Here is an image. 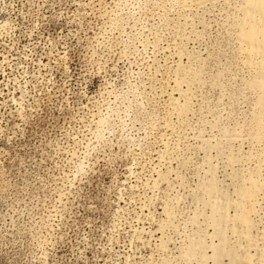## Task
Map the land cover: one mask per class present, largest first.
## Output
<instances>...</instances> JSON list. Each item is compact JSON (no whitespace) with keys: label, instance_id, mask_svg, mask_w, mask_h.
<instances>
[{"label":"rangeland","instance_id":"1","mask_svg":"<svg viewBox=\"0 0 264 264\" xmlns=\"http://www.w3.org/2000/svg\"><path fill=\"white\" fill-rule=\"evenodd\" d=\"M247 9L0 0V264H264Z\"/></svg>","mask_w":264,"mask_h":264},{"label":"bare ground","instance_id":"2","mask_svg":"<svg viewBox=\"0 0 264 264\" xmlns=\"http://www.w3.org/2000/svg\"><path fill=\"white\" fill-rule=\"evenodd\" d=\"M248 9L247 14L254 18L255 20L252 22L247 23V28L244 29V31L240 35L241 42L245 45L246 50L248 51L249 55L257 56L259 57V61L257 64L258 69V75L256 79V85L263 91V95L261 98V104H262V122L264 121V0H246ZM260 120V121H261ZM250 186V185H249ZM246 187V188H245ZM244 188H241V195L243 198L246 199L248 202V206L246 205H239V216L237 219V225L234 228L235 233H238L241 230V227L244 225H247V223L250 222V215L252 216L251 212H253V209L249 207L251 204L252 197L251 192L245 186ZM251 187V186H250ZM251 190V189H250ZM241 199V200H242ZM254 202V201H253ZM245 203V202H244ZM254 207V205H253ZM221 239L226 243V254L228 257H235L236 251L234 248L230 246L229 238L222 233Z\"/></svg>","mask_w":264,"mask_h":264}]
</instances>
